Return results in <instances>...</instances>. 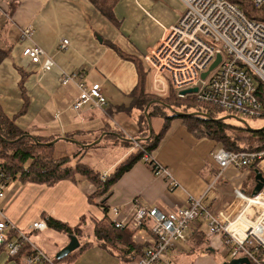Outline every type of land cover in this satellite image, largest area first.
I'll return each instance as SVG.
<instances>
[{
  "label": "crops",
  "instance_id": "crops-1",
  "mask_svg": "<svg viewBox=\"0 0 264 264\" xmlns=\"http://www.w3.org/2000/svg\"><path fill=\"white\" fill-rule=\"evenodd\" d=\"M184 12L185 5L180 0H117L113 10L118 20L115 25L91 0H0V47L12 46L9 56L0 64L1 111L9 119L16 117L14 123L20 130L44 142H54L57 158H81V150L92 147L88 145L95 138L108 137L103 147L118 144L125 147L113 163L114 170L101 172L103 177L113 173L130 155L143 149L138 123L140 113L132 106L131 99L139 80L138 69L131 59L141 62L147 72L143 56L161 41L167 28L175 25ZM31 25L35 27V34L31 40L24 41L22 31ZM65 39L69 46L59 51ZM30 45L39 46L53 57L55 67L43 71L40 65L24 57L23 51ZM119 51L131 59L121 56ZM64 72L79 74L88 86L100 84L107 105L101 109L84 105L74 110L79 90L73 84H61ZM23 75L26 76L24 96ZM146 91L149 92L148 74ZM115 134L121 138H116ZM72 144L81 149L79 153L74 152ZM220 147L212 139L196 138L175 119L158 149L148 154L170 173L177 183L175 187L165 174L153 172L144 157L121 176L104 201L92 198L95 186L79 175L75 180H62L53 186L17 180L0 200V221L7 220L16 230H27L32 223L43 220L44 215L71 227L84 221L93 225L102 220L114 226V220L130 217L137 205L157 207L168 213L184 206L190 197L202 196L211 185L216 193L213 210L218 212L232 203L233 196L236 199L235 189H242L245 181L249 180L254 189L257 184L254 169L230 168L220 176L219 167L212 160L213 153ZM246 206L247 212L253 214L256 208L249 199H237L226 214H234L235 220ZM114 208H120L119 215L115 216ZM241 219L246 221V218ZM198 226L171 252L168 261L172 264H178L179 260L180 264H228L232 260L228 257L231 248L224 244V239L209 237L202 225L199 230L206 237L202 240L195 235ZM43 233L34 232L30 238L42 251L52 252L50 257L56 258L68 245L69 236L62 233L65 240L62 238L50 246L40 237ZM133 239L135 243L149 246L153 238L145 227L140 234L135 232ZM95 245L99 248L91 249ZM87 250L72 264L138 263L131 255L122 256L97 243H92ZM0 264H24L23 256L12 257L0 249Z\"/></svg>",
  "mask_w": 264,
  "mask_h": 264
},
{
  "label": "built area",
  "instance_id": "built-area-1",
  "mask_svg": "<svg viewBox=\"0 0 264 264\" xmlns=\"http://www.w3.org/2000/svg\"><path fill=\"white\" fill-rule=\"evenodd\" d=\"M185 12L179 21L167 28L161 41L143 56L149 77V92L159 98H167L173 89L179 98L194 96L197 102L211 109L225 113H238L251 119L264 115L262 102L256 96L258 83L264 84V23L249 19L245 13L228 0H180ZM255 8L264 7V0H248ZM35 27L28 26L22 31L24 41L31 40ZM68 40H62L59 51L67 50ZM219 65L206 79L202 75L216 61ZM23 56L33 64L40 65L43 71L52 70L56 62L42 48L27 46ZM79 74L62 73L61 84H73L79 90V96L73 104L78 111L84 105L101 109L107 105L100 84L87 87ZM258 79V80H257ZM178 88H185L178 92ZM197 92L183 95L185 90ZM145 162H152L155 173H163L175 187L177 183L170 173L144 155ZM213 162L219 167L220 176L226 170L258 171L264 177V151H232L220 147L212 155ZM14 181L9 179L5 166L0 164V200L5 197ZM237 199H254L241 189H235ZM264 193V187L259 194ZM216 193L211 185L198 197H190L188 202L177 210L165 213L157 207L137 205L131 216L114 220L116 229L140 231L148 227L152 241L137 264H172L168 258L172 251L186 239L188 233L197 225H207L209 237L221 236L224 244L231 248L233 259L246 258L253 264H264V209L253 210L251 224L237 225L239 230L228 231L234 214H226L235 202L214 212L213 203ZM115 216L120 208H114ZM236 222V221H235ZM242 222V221H241ZM48 229L44 220L31 224L27 230H16L7 220L0 221V249L9 256L21 255L24 247H29L31 255H24V264H56L55 258L48 256L32 240L34 232ZM15 230L14 238H8V232Z\"/></svg>",
  "mask_w": 264,
  "mask_h": 264
},
{
  "label": "trees",
  "instance_id": "trees-1",
  "mask_svg": "<svg viewBox=\"0 0 264 264\" xmlns=\"http://www.w3.org/2000/svg\"><path fill=\"white\" fill-rule=\"evenodd\" d=\"M228 1L240 8L249 19L264 23V7L257 9L250 4L248 0ZM91 2L108 21L117 25L118 20L115 19L113 14L117 0H91ZM11 48L12 46L5 48L0 47V64L9 56ZM119 53L121 56L129 58L122 54L121 51H119ZM131 60L136 62L139 77L138 84L131 94V99L132 106L140 113L138 123L141 129L142 141L140 143L143 148L142 150L139 149L136 154L130 155L126 162L122 163L113 173L103 177L101 173L94 171L87 164L78 162L75 167H72L69 165L70 158L55 157L54 144H51V142H44L40 138L30 135L28 131L20 130L14 123L16 117L9 119L0 108V164L5 166L8 178L23 183L32 182L53 186L62 180H75V177L79 175L85 177L95 186L96 192L92 198H103L104 201L110 196L112 187L125 172L129 171L137 162L143 160L145 154H151L158 149L170 129L172 121L175 119H179L196 138L212 139L226 150L250 152L264 151V130L254 131L246 128L241 123L231 124L226 120H221L219 118L221 114L230 115V113L211 109L209 106L197 102L194 96H188L183 100L179 98L180 100H177L175 93H172L168 99H162L161 101L165 104L171 106L177 112L184 114L175 116L172 113L173 116H169L168 109L157 103L158 99L146 91L147 72L143 68L141 62L134 59ZM25 79L26 76L23 75L21 80L23 96V83ZM256 96L264 107V84L261 82L258 83ZM149 104H151L148 109L150 120L152 121L154 117H157L164 119V124L160 132L157 133L153 130L151 138L147 139L150 133L145 110ZM27 105L25 101V107H27ZM193 113H204L207 114L209 118L195 116L192 115ZM261 119H264V115ZM240 135H247L245 138L248 139V146H245L246 144L240 141V139L242 140V137H239ZM119 136L121 137V135ZM119 136L116 138H120ZM98 138L99 137L95 138V140ZM250 140L252 143H249ZM42 143L49 145H41ZM126 144L128 145V143L124 142V145ZM147 163L152 168L153 172H155L156 170L153 163L151 161ZM253 190L254 188L251 182H249V180L245 181L241 191L249 197H254ZM105 211H107V209H105ZM43 218L47 223L48 229L68 236H75L80 242V247L72 254L60 260L55 258L56 264H72L92 245V243L89 242L81 243V237L84 234L86 224L85 222L71 227L51 216L44 215ZM201 226L202 225L198 226L195 235L204 240L206 237L203 232L199 230ZM92 227L97 244L110 251L121 253L122 256H124V254L131 255L132 258H137L139 261L150 246L135 243L133 239L135 231L116 229L106 220L95 222ZM15 235L16 233L11 230L8 232V238L10 239L14 238ZM31 254L32 251L27 246L24 247L20 256Z\"/></svg>",
  "mask_w": 264,
  "mask_h": 264
},
{
  "label": "rangeland",
  "instance_id": "rangeland-1",
  "mask_svg": "<svg viewBox=\"0 0 264 264\" xmlns=\"http://www.w3.org/2000/svg\"><path fill=\"white\" fill-rule=\"evenodd\" d=\"M82 83H84V82H82ZM92 85H89V86L86 85V86L87 87H90ZM183 89H185V88H178L177 91L180 92ZM148 93L151 94L150 92H148ZM172 93H175V96H176L177 100H180V99L183 100L184 98H186V97H183V98H180L179 99V97L177 96L176 91H174L172 89L171 92H170V94H169V96L167 97V99L172 95ZM154 97H156L158 99V101H159V99L160 100L164 99V98H159L158 96H154ZM169 111L170 110H168L169 116H173L172 115V112L171 111L169 112ZM231 115L237 116L238 118L244 120L247 123V125L251 129H253V130H260V129L264 128V119H261V118L251 119V118H248V117H246V116H244L242 114H238V113H231L230 115H228V114H226V115L225 114H221L219 116V118L222 119V118H225V117L231 116ZM226 121L228 123H231V124L239 123L235 119H227ZM151 123H152V127L155 130V132L158 133L162 129V126L164 124V119H160V118L154 117L152 119ZM101 136L102 135H100L99 137H101ZM239 137H242V140L240 139V141L243 144H246L245 146H248V143H247L248 142L247 141L248 139L245 138V137H247V135H240ZM66 139H69V138H66ZM95 141H97V140H95ZM95 141H93V142H95ZM107 142H108V137H105L104 139L101 140V142L99 144H97L95 146H92L90 148H87V149H83V150H81L79 147H76L73 144L70 145L71 148L76 153L77 152L79 153V151L81 150V152H80L81 158H79V156L78 157H74V156L70 157L71 158V161H70L71 165L72 166L76 165L77 164L76 162H78L79 159H80L82 163L87 164L94 171H97V172H100V173L101 172H111V171H113L114 170V167H112L113 166V163L119 159V157L121 156V150L122 151L125 150L124 149L125 147L124 146H121L120 144H118V146L117 145L109 146V148L103 147L105 145V143H107ZM250 142H251V140L249 141V143ZM43 144L44 143H42L41 145H43ZM99 145H100V147H97ZM56 152H57V150H56ZM54 156H55V154H54ZM14 182H16V181H14ZM234 197L235 196L232 197L233 198V201H232L233 203L235 202ZM252 198H255V197H252ZM260 201H264V193L261 196ZM233 203H232V205H233ZM257 210L258 209H255V211H257ZM203 225H204L203 226V229L207 232L208 229H207L206 223H204ZM92 226L93 225H91L90 222H89V224H87V223L85 224L84 234L81 237V243H85V242L87 243L88 241H90V243H96V238H95V235L93 233V227ZM47 230L44 231L45 233L41 234L40 237H42L46 241V243H49L50 246L51 245H54L56 242H60L62 240V238H64L63 235H62V233H59V232H56V231H47ZM129 230L133 231V229H129ZM191 232H192V230L189 233H191ZM187 237H188V235L186 236V239H187ZM63 240H65V238ZM94 248H97L98 249L99 246L98 245H95L91 249H94ZM91 249H89V250H91ZM89 250H87V251H89ZM45 253L48 256H51V254H53L52 252H49V251H46ZM84 253H86V252H84ZM228 257H231L232 258V256H230V254L228 255ZM174 259L177 260V256H174ZM237 259H239V258H237ZM232 260H236V259H233L232 258ZM232 260H230V262ZM178 264H180V260L178 261ZM251 264H253V263H251Z\"/></svg>",
  "mask_w": 264,
  "mask_h": 264
},
{
  "label": "water",
  "instance_id": "water-1",
  "mask_svg": "<svg viewBox=\"0 0 264 264\" xmlns=\"http://www.w3.org/2000/svg\"><path fill=\"white\" fill-rule=\"evenodd\" d=\"M221 59H222L221 55H218L216 61L210 66L209 70L202 75V79L203 80L206 79L207 76L210 74V72L213 71L219 65V63L221 62ZM195 92H197V89H194V90H186V91H183L182 94L183 95H188V94H192V93H195ZM157 103L165 106L175 116L181 115V114L184 115L183 113L177 112L171 106H168L167 104H165L161 100L157 101ZM150 105L151 104H149L147 106L146 110H145V114L147 116V120H148V124H149V133H150L148 139L151 138V136L153 134L152 123H151L150 117L148 115V109H149ZM192 115H195V116H204V117L209 118V116L207 114H204V113H193ZM227 119H235L239 123H241L242 125H244L246 128L251 129L244 120L238 118L237 116L231 115V116H227L225 118H222L221 120H227ZM251 130H253V129H251ZM260 130H264V128H262ZM254 131H257V130H254ZM103 136L104 135H102L97 141L93 142L92 144H90L88 146H95V145L99 144L101 142ZM115 136L118 137L119 135L118 134H115ZM63 140H65V141H71V142H74V143L80 145V143H78L77 141H74V140H70V139H66V138H63ZM53 143L54 142H51V144H53ZM43 145H49V144H43ZM82 146H84V145H82ZM256 173H257V177H256L257 178V184H256L255 189H254V192H253L255 196L257 194H259L261 192V190L263 189V187H264V177L258 171H256ZM79 247H80V242H79L78 238L75 237V236L69 235V243H68V245L65 246L62 250H60L56 254V258L59 259V260L60 259H63L66 256H68V255L72 254L73 252H75ZM228 264H251V262L248 259H246V258H239V259H236V260H232Z\"/></svg>",
  "mask_w": 264,
  "mask_h": 264
},
{
  "label": "bare ground",
  "instance_id": "bare-ground-1",
  "mask_svg": "<svg viewBox=\"0 0 264 264\" xmlns=\"http://www.w3.org/2000/svg\"><path fill=\"white\" fill-rule=\"evenodd\" d=\"M185 91H186V90H185ZM217 186H218V185H217ZM217 186H216V187H217ZM262 195H263V194H262ZM262 195H261V196H262ZM261 196L258 197V198L251 199V201H252V205H253L256 209H259V210H263V209H264V203H263L264 201H260ZM247 208H248V206H246V209L243 211V213H242L240 216H238L237 219H235V220L232 221V224L229 226L228 231H230L231 233H234L235 231L239 230V232H241V235L243 234V231L240 230V229H238V227H237L238 223H239V224L243 223L244 226H247V225L251 224V222H252L251 220L254 218V217H253V214L247 212ZM245 215H248V216L245 217ZM240 217L243 218V220H244V218H246V221L243 222L242 219H241ZM235 221H236V222H235ZM241 221H242V222H241Z\"/></svg>",
  "mask_w": 264,
  "mask_h": 264
}]
</instances>
